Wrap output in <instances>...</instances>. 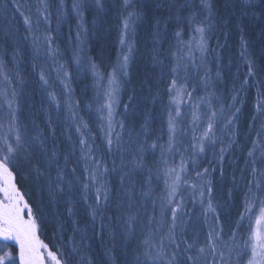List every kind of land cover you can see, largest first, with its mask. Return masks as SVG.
<instances>
[{
    "label": "trees",
    "instance_id": "1",
    "mask_svg": "<svg viewBox=\"0 0 264 264\" xmlns=\"http://www.w3.org/2000/svg\"><path fill=\"white\" fill-rule=\"evenodd\" d=\"M92 1L83 0L82 9L88 29V53L107 76L113 70L119 50L117 26L122 21L118 14L120 9H113L104 1L101 2L103 7L98 8ZM210 2V49L213 53L217 52V60L214 55L210 58L212 71L210 70L207 78L215 77V83L206 88L204 81L197 76L190 80L189 89L198 98L205 95L207 89L217 86L220 90L221 87L222 96L226 100L237 96L236 103L241 104V107L232 124L225 129L219 126L218 131L222 130V136H217L215 145H208L210 147L204 153L196 156L194 166L189 162L188 176L204 169H208L207 174L211 173L212 198L227 238L229 229L235 227L238 221L235 202L240 198L245 199L246 179H250L251 164L246 163L251 159L248 151L253 148V141L257 145L264 144V130L260 128L261 122H264V111L258 112L256 107L257 89L264 92V0H253L252 6L246 0ZM72 3L73 0H64L65 22L58 21L59 13L57 10L53 11L54 31L57 32L53 33L58 40L62 57L69 65L75 98L81 112L88 119L86 105L91 99L93 76L79 67L76 58H72L77 45L76 30L80 28L77 29L79 18L71 7ZM200 5L201 0L136 2L135 8L140 13V19L133 35L132 56L128 74L123 78L117 114L119 121H123L124 128L121 129L117 124L113 132V140L116 132L121 133V143L125 148L131 144L135 149L134 141L145 140L142 127L145 124L148 128V144L156 142L157 145H167L170 104L167 86L176 75L172 69L179 63L178 43L190 31L187 20L191 22L200 13L203 15ZM113 13H116V18L112 16ZM177 33L180 35L177 36ZM244 51L254 61L255 75L247 77V84L240 89L248 72L247 61L241 55ZM0 59L6 63L2 79L4 73L11 77L10 81L2 82L9 91L15 90L17 93V113L22 130H26L29 140L38 135L44 141L46 149L41 151L37 145L32 144L21 150L15 158V165L10 166L18 187L31 206L44 244L61 259L66 258L67 264H137V256L140 258L139 264H145V258L142 257L146 251L144 241L156 243V237H151L150 232L153 233V223L156 224L161 214V201L158 198L165 195L164 165L158 163L161 159L160 147L150 148L144 153L147 167L132 171L130 164L122 162V156L128 161L134 152L122 153L115 145L111 149L108 144L102 146L108 166L110 196L105 207L96 218L93 217L89 203L85 200L86 175L78 134L68 124L65 111L55 107L47 88L40 80L26 26L10 0H0ZM197 74L204 75L200 69L195 72ZM188 101L190 103L194 100ZM186 107L185 104L182 106L183 111L178 117L180 133L176 147L188 157L191 152L190 149L185 151V141L188 142L189 137L182 135L184 118L188 120L191 117ZM87 122L93 127L90 118ZM230 139L233 141L232 146L223 153V159H220L219 150L222 146L227 147ZM33 148L36 150L33 151ZM53 152L56 156L50 164L48 159ZM259 156L257 147L254 157L258 159ZM167 159L169 164L175 165L181 160V156L176 152L169 153ZM58 171L62 174L59 181ZM191 197L187 193L184 195L186 203L182 206L183 212L180 211L179 220L186 221L185 235L189 237V242L198 232V240L203 243L214 217L211 214L206 222L199 199L194 201ZM129 217L132 218L131 228ZM245 224L246 221L240 224L239 231L246 234ZM155 233L162 236L161 229ZM11 249L10 243L0 241V254L3 251L11 252ZM73 249L77 251L74 253ZM82 257L85 259L82 260ZM16 264H19L17 259Z\"/></svg>",
    "mask_w": 264,
    "mask_h": 264
},
{
    "label": "snow or ice",
    "instance_id": "2",
    "mask_svg": "<svg viewBox=\"0 0 264 264\" xmlns=\"http://www.w3.org/2000/svg\"><path fill=\"white\" fill-rule=\"evenodd\" d=\"M96 6L102 8L103 4L101 0H95ZM249 6L253 5V0H246ZM43 3V0H42ZM202 7L207 10L209 16L212 15V4L210 0H201ZM44 10H47L48 5L43 4ZM72 9L75 11L76 16L79 18L80 23L78 27L82 28L83 16L82 11L84 4L83 0H73ZM123 7L126 15L123 16V30L125 33L133 31V25L140 19V13L136 10L133 0H123ZM58 21L63 18V0H61V7L58 9ZM44 20H48V16L44 15ZM39 17H37V21ZM24 23L31 28L33 21L30 17H24ZM194 31L199 34L198 39L188 42L189 47V63L183 65V69L187 73L189 70V65L203 68L206 76L201 77L204 81L206 88L211 87L212 81L207 78V73L210 69L207 68L205 61L203 59V54L207 51V41L205 39V27L197 26ZM78 38L80 33L78 32ZM180 34L177 33V36ZM45 41V54L50 58L54 59L58 54V48L53 46V39L50 35L44 36ZM121 43L124 44L125 40L122 35ZM199 49L201 53V62L199 65L195 64L192 60V45ZM129 52L123 54L122 60L118 61V67L114 68L113 75L109 79L107 90L103 93L104 103L99 105L98 111L103 113L107 111L106 119L107 131L105 132L107 144L109 148L115 145L122 153L125 151L134 152L131 160L125 161L122 156V162L131 165V170L135 171L137 169H143L147 167L145 162L144 153L148 149H155L160 147L161 159L158 163L164 165L163 177H164V190L165 195L161 197V213L162 215L170 211L171 212V222L168 225L167 232L160 237L158 243H153L151 240H145L144 244L146 246V251L143 253L145 258V264H264V166L258 167L257 165H264V144L257 145L256 141H253V148L248 151V157L251 158L250 161L246 163L251 164V169L249 172L250 179H246L245 187L247 189L245 193V212L240 213L239 220L235 227L229 229L227 238L224 234V225L220 222L219 214L216 212V207L213 204L212 199V186L210 180H205L204 177L208 173V169H204L202 172H195L194 179L196 183H190L188 179L185 178L189 162L195 165V157L200 155L205 151L206 144L215 145L216 136L214 132V120L213 118L217 115V111L213 109V103L211 97L215 96L214 92H206L204 96L194 98L193 92L188 91L189 80L187 74L182 79L178 75H174L171 79L170 84L167 86V91L169 93V111H168V130L169 139L167 145H157L156 142L151 144L147 143L146 137L148 133V128L146 124L143 127L145 133V140L141 142L140 140L134 141L136 147L132 148L129 144L127 148L121 143L122 136L120 132L115 133V140H113V117L115 115V105L118 103L117 92L119 90V82L116 79L115 73L117 71L122 72L124 75L127 74V65L130 58V53L132 47L128 45ZM36 51L39 52L40 48L37 47ZM245 57L248 66V72L245 80L241 83L240 89H243L247 84V77H252L255 75L254 72V61L247 57L246 51L241 53ZM92 69L94 74L96 73V66L93 64ZM174 67L172 69L173 74H176L178 68ZM6 68V63L3 59H0V72H4ZM58 72L60 75V70L63 69V65H57ZM66 76L67 73H64ZM219 76V72H217ZM41 81L47 85L48 80L45 77L43 71L40 73ZM4 80L10 81L11 77L4 73ZM240 89H237L239 91ZM195 90V89H193ZM50 99L53 103L59 106V101L56 100L55 93H50ZM185 97L188 100H195L193 103V121L198 119L197 110L199 109L201 102L206 104L210 115L208 117V124L204 131L199 135L192 136V143L190 145H185V148L190 149L191 155L185 157L184 153L176 147L178 140L177 136L180 133L178 128V117L181 114V104L185 101ZM216 99H219L218 97ZM236 96H233V100ZM6 107L7 111L3 115H0V239L3 241H15L18 245V259L19 264H46V257L51 259L54 264H67V259H61L58 257L57 253L52 251H43L47 249V245L43 244L37 236V222L33 216L31 207L25 202L23 195L20 193L19 189L16 187L14 182V174L10 166L15 165V158H17L21 150L26 149L28 146L35 144L39 147L41 151H46L44 148V141L39 138V136H33L31 140L27 138L26 130H22L18 118V100L17 93L15 90L9 91L6 87L0 89V108ZM127 107V106H125ZM228 107H232L229 105ZM257 111H264V92L257 89ZM72 105L69 104V110L71 112ZM223 105L219 109L223 112ZM239 112V109H236ZM72 118L75 119L76 114L71 113ZM235 115V114H233ZM7 117V119H5ZM104 118V117H102ZM255 120V117L253 118ZM232 118L230 117L226 123L232 124ZM121 129L124 128L123 121H117ZM88 125L86 122H82L77 126V131L80 132L81 139L79 144L81 145L82 157L85 159V170L88 172L91 181L99 184L96 188V200L97 206L93 208L92 215L95 217L97 208L100 206L101 200L106 201L108 199V189L105 181L100 179L103 177L108 169L105 166L103 170H100V165L102 161L93 159L92 157V145L86 142L84 137V132L81 129H87ZM261 130H264V122H261ZM195 132V129H193ZM260 134L259 132L257 133ZM131 136V133H129ZM233 141L230 139L227 147L220 148V159H223V153L232 146ZM259 147L260 156L259 158L254 157V153ZM36 148H33L35 151ZM179 153L181 160L179 164H169L167 159V154L169 153ZM56 153L53 152L52 156L49 157L48 163H53V158ZM88 163L94 164L96 167L91 171H88ZM75 171V169H73ZM151 172V169H149ZM243 175V173H242ZM62 179V174L57 172V180ZM151 179V176L149 177ZM59 185L57 184V187ZM192 190V199L195 201L197 196L199 197V202L203 208V214L207 217L211 213L214 217L211 224H209L206 237L203 243L198 240L199 233L197 232L193 237H191V242H189V237L185 235L186 221L179 220V211L182 206L186 203L182 193L185 191V187ZM84 188L88 189L89 184L85 183ZM62 191V189H61ZM151 191V186L149 185L148 192ZM147 194V193H145ZM179 197V200H177ZM206 202V206H205ZM174 205V206H172ZM256 205H259V214L255 218V226L249 227L247 233L240 232L241 227L240 222L245 218L246 212L251 211ZM25 209H27V219L24 217ZM250 219V217H249ZM132 218L129 217V228H131ZM179 229V232L177 231ZM239 236V238H238ZM165 238L167 239V244L164 243ZM183 244V247H181ZM73 249L72 252H76ZM71 254V253H70ZM78 254V253H77ZM245 257L247 259L245 260ZM85 259L82 257V260ZM139 256L136 257V262L139 264ZM0 264H16V257L12 255L11 252L3 251L0 254Z\"/></svg>",
    "mask_w": 264,
    "mask_h": 264
},
{
    "label": "rangeland",
    "instance_id": "3",
    "mask_svg": "<svg viewBox=\"0 0 264 264\" xmlns=\"http://www.w3.org/2000/svg\"><path fill=\"white\" fill-rule=\"evenodd\" d=\"M58 1V4L56 5ZM107 2L109 7H113V9L117 8L119 10L118 14L121 16V20L123 21V16L126 15V12L124 11V7H123V0H101V2ZM143 0H133L134 5L136 4V2H142ZM12 6L17 10V12L19 13V16L21 17V20L24 22V17L28 16L30 17V19L33 21L31 28L29 29V26L26 25V30H27V36L29 39V46L31 48V52H32V56H33V60H34V64L36 67V71L38 73V76L40 78V73L41 71L44 72L46 79L48 80V84L45 85L43 82V85L47 88L48 94L50 93H55L56 96V100L59 101V106H57V104H55V107H58L59 109H63L66 113L65 117L68 121V124L71 126V128L73 129V131L78 134V138L79 140L81 139L80 136V132L77 131V126L80 125L82 122H86L88 125V128L85 129H81V131L84 132V137L86 139V142L89 145H92V157L93 159H97L102 161V164L100 165V170L102 171L103 168L107 166V163L104 159V153H103V145L107 144V140H106V136H105V132L108 130L107 129V111L105 110L103 113L98 111L99 105L104 103V97H103V93L107 90L108 87V82L109 79L112 77L113 75V70L114 68L118 67V61L122 60L123 54H126L129 52L128 49V45L130 44L132 47V51H133V35L136 29V24L137 22L133 25V31L129 32V33H125L123 30V23L121 21V23L119 24V27L117 26V31H119L118 35H119V50L117 53V56L115 58V64L113 67V70L107 74V76H105L99 65L93 61V59L91 57H89V49H88V40H87V27L85 24V21L83 19L82 24L83 27L79 28L77 26L76 30V34H75V38L77 41V45L76 47H74V51H73V55L72 58H76L77 63L79 65V67L81 69H86L87 72H89L93 77V83L92 84V91H91V99L90 102L86 105V111L88 113H86L88 115V119L86 118V115L83 114L80 110L79 107V103L77 101V99L75 98V94H74V89L72 87L71 84V73L69 70V65L67 63V61L65 59H63L62 57V52H61V48L58 45V40L56 38L55 33H53L55 26L54 24V14L53 11H58V9L61 7V0H10ZM92 2L96 3L95 0H93ZM103 2V3H104ZM46 3L48 5L47 10H44L43 4ZM55 5V6H54ZM63 5H64V0H63ZM106 5L104 6L106 8ZM52 6H54L52 8ZM107 6V7H108ZM64 7V6H63ZM108 7V8H109ZM200 7H202V5H200ZM64 11V9H63ZM201 11L203 12L200 13V15L197 16V19H193L190 22V20H187V25H189L190 31L186 34L185 37H182L181 40L179 41V47H178V51H177V59L179 58V63H177V65H180V67L178 68L179 72L177 71L176 75H178L180 78H184L185 75L187 74L188 80H189V88L191 86V81L192 79H196V77L198 76L199 79L201 77H205V71L203 68H197L194 66L189 65V70L187 71V73L185 72V70L183 69V65L186 63H189V47H188V42L189 41H193L194 39H198L199 38V34H197L194 29L197 26H204L206 31H205V39L207 41V51L203 54V59L205 61V64L207 66L208 69H210L212 71V67L209 64L211 61V57H213V55L216 57L217 52L213 53L214 51H212V49H210V41H211V37L209 36V31L212 25V15L209 16L207 10H205L203 7L201 8ZM117 14V15H118ZM44 15L48 16V20H44ZM119 15L117 17H119ZM202 15V17H201ZM112 16H116V13H113ZM37 17H39V20L37 21ZM116 18V17H115ZM65 14L63 16L62 19H60L59 21L61 22H65ZM80 23V20L78 22V24ZM56 32V31H54ZM78 32L80 33V36L78 38ZM57 33V32H56ZM45 35H50L53 39V46L58 48L59 50V54L54 58V59H50L44 52V48H45V41H44V36ZM124 37L125 43L122 44L121 43V37ZM39 47L40 51L37 52L36 48ZM132 51L130 53V58L128 61V65H127V74H128V69H129V63H130V59L132 56ZM214 57V58H215ZM217 60V57L215 58ZM192 60L195 61L196 65H199L201 62V53L199 51L198 48L195 47V44L192 45ZM63 65V69L60 70V75H57L58 72V68L57 65ZM96 66V73L94 74V71L92 69V65ZM215 66V64H213ZM217 66V64H216ZM177 67V66H176ZM183 69V70H182ZM200 69V72L204 73V75H195V72L197 70ZM203 70V71H201ZM209 71L207 73V75H210ZM193 72V73H192ZM64 73H67V75L65 76ZM126 74V75H127ZM189 74V75H188ZM126 75H124L122 72L117 71L115 73L116 79L119 82V90L117 92V100L118 103L115 105V115L113 117V123H114V128H113V132L117 126L118 123H116L117 121H119L118 119V109H119V105H120V92L122 89V83H123V78L126 77ZM2 72H0V89L5 88L4 86V79H2ZM212 83H215V77H211L210 78ZM41 80V79H40ZM201 82V81H200ZM6 83V82H5ZM193 84V83H192ZM216 88L214 89H207L206 92H214L215 96L211 97L212 99V103H213V109L214 111H217V115L213 118L214 120V132H215V136L217 138V136L221 137L222 136V130L219 132V126H222L223 129H225L229 124L226 123V121L231 117L232 121L234 119V117L236 116V114L238 113L236 111V109L241 107V104L236 103V99L233 100V98L226 100L225 96L223 97V92L221 87L219 88L220 90H218L217 86H215ZM188 88V91H190V89ZM206 94V93H205ZM50 96V95H49ZM202 96H204V94H202ZM193 97L196 98L197 94H195L193 92ZM219 99H216V98ZM237 97V96H236ZM52 101V100H51ZM195 102L192 101L189 103L188 98L185 97V101L181 104V109L182 106L185 104V106H187V110L189 111V116H191L188 120H186L184 118V122H183V128L185 130H183L182 135L184 137H189L188 142L185 141V144H191L192 143V136L195 135H199L201 134L204 129L207 127L208 124V117L210 115V111L207 107L206 104H203L201 102V105L199 107V109L197 110V116L198 119L193 121V103ZM69 104L72 105L71 108V112L69 110ZM223 105V112H220L219 109L221 108V106ZM229 105H232V107H228ZM7 109L6 107H2L0 108V115H3L4 113H6ZM183 111V109L181 110ZM74 112L76 114L75 119L72 118L71 113ZM235 114V115H233ZM187 115V113H186ZM104 117V118H102ZM91 120V122L93 123V127L91 125H89V123L87 122L88 120ZM5 119H7V117H5ZM20 123V122H19ZM193 129H195V132H193ZM81 146V145H80ZM207 147L209 148L210 146H208V144H206L205 146V150L207 149ZM187 148H185L186 151ZM205 152V151H204ZM203 152V153H204ZM209 153V152H208ZM210 154V153H209ZM208 154V155H209ZM84 160V171H85V179H86V183L89 184V188L85 189V196H86V202L89 203V206L91 208V211L93 210V208H96L97 206V200H96V188L99 187V184H96L95 182L91 181L88 175V172H86L85 170V159ZM180 161H177V164H179ZM96 166L92 163H88L87 168L88 171H91L92 169H94ZM203 171V170H202ZM201 171V172H202ZM190 173V169H189V165L187 168V172L185 174V178L189 180L190 183H196L197 181L194 179L195 175L193 176H188ZM211 174V173H210ZM207 174L205 176V180H210L211 181V175ZM100 179H102L103 181L106 182L107 184V189H108V198L110 196V184H109V179H108V171L107 173L103 176L100 177ZM211 186L213 189V184L211 182ZM185 187V191L182 193V195L184 194H190V196H192V190L188 189V186H184ZM183 195V196H184ZM212 196H213V191H212ZM161 197L158 198L161 201ZM197 198L199 199V197L197 196ZM213 199V198H212ZM177 200H179V197H177ZM107 201L101 200L100 202V206L97 208L95 216H97V214H99V212L105 207V205L107 204ZM214 204V201H213ZM237 204V215H238V220L240 217V213L241 212H245V199L240 198L238 201L235 202V205ZM174 206V205H172ZM205 206H206V202H205ZM215 206V204H214ZM216 207V212L218 213V209L217 206ZM181 212H183V208L182 210H180ZM180 211H179V215H180ZM185 212V211H184ZM149 215L151 214L150 212H148ZM259 214V208H256V206L249 212H246L245 214V218L240 222V224H242V222L246 221V231H248L249 227H254L255 226V218L256 216ZM26 215H27V211H26ZM211 215V213H209L208 217ZM169 216V217H168ZM182 216V215H181ZM171 213H164L162 215L159 214V218L156 221V224L153 223V233L150 232L151 237L154 236L156 243L159 242L160 240V236H158V234H156L155 232L159 229H161L162 231V236L167 232L168 230V225L171 222ZM250 217V219H249ZM96 218V217H95ZM151 218V217H150ZM169 218V219H168ZM153 221V218H152ZM151 221V224H152ZM140 229H142V227H140ZM0 241H3L2 239H0ZM167 242V239L165 238L164 243ZM12 244V249H11V253L13 256L16 257V259H18V245L12 242H9ZM45 252L50 251L48 248L44 249ZM10 252V251H9ZM143 257V255H142ZM247 259V258H246ZM46 264H54L53 261H51V259L46 257Z\"/></svg>",
    "mask_w": 264,
    "mask_h": 264
},
{
    "label": "water",
    "instance_id": "4",
    "mask_svg": "<svg viewBox=\"0 0 264 264\" xmlns=\"http://www.w3.org/2000/svg\"><path fill=\"white\" fill-rule=\"evenodd\" d=\"M13 174H14V173H13ZM14 181H15V175H14ZM15 184H16V183H15ZM16 187L18 188L17 184H16ZM18 189H19V188H18ZM19 191H20V190H19ZM20 193L22 194L21 191H20ZM22 195H23V194H22ZM23 197H24V196H23ZM24 200H25V202L27 203L25 197H24ZM27 204H28V203H27ZM37 236H38L39 240L42 241L41 238H40V236H39V234H38V230H37Z\"/></svg>",
    "mask_w": 264,
    "mask_h": 264
},
{
    "label": "bare ground",
    "instance_id": "5",
    "mask_svg": "<svg viewBox=\"0 0 264 264\" xmlns=\"http://www.w3.org/2000/svg\"><path fill=\"white\" fill-rule=\"evenodd\" d=\"M26 211H27V209H25V212H24V217H25V219H27L28 217L26 216ZM12 243H14V244H16L15 243V241H11ZM17 245V244H16ZM44 251V250H43Z\"/></svg>",
    "mask_w": 264,
    "mask_h": 264
}]
</instances>
